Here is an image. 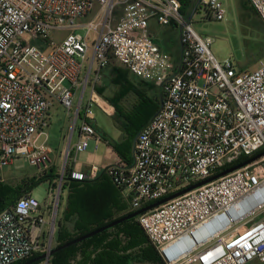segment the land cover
I'll return each instance as SVG.
<instances>
[{"label": "built area", "instance_id": "obj_1", "mask_svg": "<svg viewBox=\"0 0 264 264\" xmlns=\"http://www.w3.org/2000/svg\"><path fill=\"white\" fill-rule=\"evenodd\" d=\"M246 1L264 23V0ZM182 7L181 0H0V171L16 158L37 170L51 164L52 101L67 114L74 107V162L89 139L103 141L90 109L100 103L96 87L111 61L160 95L129 162L85 173L65 169L66 151L48 203L25 194L0 212V264L52 250L64 176L80 183L102 171L136 211L264 151V62L239 72L231 60L218 61L212 39L193 30ZM199 7L224 18L220 0H198ZM151 23L178 32L177 60L159 49ZM136 220L164 264H264V155Z\"/></svg>", "mask_w": 264, "mask_h": 264}, {"label": "trees", "instance_id": "obj_2", "mask_svg": "<svg viewBox=\"0 0 264 264\" xmlns=\"http://www.w3.org/2000/svg\"><path fill=\"white\" fill-rule=\"evenodd\" d=\"M181 2L183 5L182 13L189 7H192V10L197 7V0L192 3L190 0H181ZM242 8L247 12V15L254 17V14L248 10L249 8H247L246 4H242ZM250 9L252 10L251 7ZM256 24L257 32L264 46V23L262 20L260 22L256 20ZM111 74L113 76L112 83L120 86L121 89L116 94L115 99H105L115 108L118 117L116 120L121 121L119 126L126 134V139L123 142L113 144L112 147L121 159L125 161V154L123 153L125 152V147L133 141L138 131L157 112L160 95L157 98H149L145 94L132 90L138 102L129 112L124 113L121 111L118 102L130 90L131 83L127 78L130 74L127 70L121 72L116 67H111ZM138 81L152 87L149 83ZM96 92L99 95L102 93L99 88H96ZM246 159L248 158L243 157L235 164ZM233 165H226L221 170ZM57 178L58 172L53 167L44 175L31 181H24L19 186L0 182V212L13 205L22 195L30 194L33 187L38 183L48 181L50 185H53ZM62 189H67L68 193L65 209L61 217L56 221L54 232L56 247L62 246L133 212L121 196L120 191L112 185L109 178L102 171L96 179L80 183L66 178L62 184ZM135 219L123 221L82 242L54 252L49 257L48 264H130L131 262L142 261L162 264L156 249L151 245ZM39 256L41 254H33L28 259L16 264H25L27 262H30L29 264H43L44 260L33 261Z\"/></svg>", "mask_w": 264, "mask_h": 264}, {"label": "rangeland", "instance_id": "obj_3", "mask_svg": "<svg viewBox=\"0 0 264 264\" xmlns=\"http://www.w3.org/2000/svg\"><path fill=\"white\" fill-rule=\"evenodd\" d=\"M195 0H190L194 2ZM224 9L225 15L223 20L216 21L206 16V12L203 7H199L194 13L191 12L192 7H189L185 11L186 18L190 20L191 27L201 37H209L212 39L210 51L213 56L220 62L225 59L231 60L234 68L239 72H252L257 69L259 62H264V46L257 32V21H261L260 18L251 9L248 3H245L248 10L254 14V17L247 15V12L242 8L240 0H220ZM256 19V20H255ZM155 30L157 36V46L163 52L171 55L172 58L178 55V32L169 30L167 32L165 27H158L151 25ZM83 33V31H80ZM66 32H57L52 35L54 42H60L65 36ZM92 36V35H91ZM90 36V38H91ZM91 44L90 39L88 40ZM90 52L88 53V56ZM111 67H116L124 72L126 69L117 64L114 61L110 63L109 68L103 71V80L99 84V89L102 91L101 95L107 99H115V96L120 92V86L112 83L113 76L111 74ZM128 81L131 83V87L128 93H126L118 102L122 112L127 113L138 102L137 97L133 91H138L145 94L149 98H154L156 90L151 86L140 83L137 79H133L128 75ZM133 90V91H132ZM89 97V87L84 92V99L82 101L83 106ZM50 105V117L49 125L46 128L47 133V145L52 150L51 164L44 169L37 170L31 167L24 159H14L13 163L3 168L0 171V182L10 184L12 186H19L24 181L34 180L51 168H56L58 174L60 173L64 164L63 156L65 152H68V158L65 162V169L70 168L73 164L78 166L84 163V154L86 151H93V143L88 140V148L84 153H80L77 156V161L74 162V153L72 148L74 143L77 142V127L79 121L76 122V127L72 133L71 139L69 136L72 128V120L74 114V107L71 108L69 114L64 107L59 103L51 102ZM104 107H107L103 104ZM91 112L93 114V120L91 121L93 127L105 134L111 141L120 144L126 139L125 132L120 128L121 121L116 120L117 115L115 110L110 112L111 116H108L99 106L92 105ZM116 115V116H115ZM115 116V117H112ZM135 138V137H134ZM134 140V139H133ZM133 141L125 147V153L127 149H130ZM99 153V152H98ZM66 177L64 176L65 180ZM50 183L43 181L33 187L30 195L35 198L39 204L43 205L49 202L48 188ZM67 189H62L60 196L58 197V209L56 215V221L61 217L62 212L65 209ZM122 197L129 204V196L127 193H121ZM136 220V219H135ZM137 221V220H136ZM56 229V228H55ZM55 236L53 235L52 244L54 245ZM36 255V254H34ZM161 259V258H160ZM162 264L163 261L161 260ZM130 264H161L152 262H131ZM259 264V263H254Z\"/></svg>", "mask_w": 264, "mask_h": 264}, {"label": "crops", "instance_id": "obj_4", "mask_svg": "<svg viewBox=\"0 0 264 264\" xmlns=\"http://www.w3.org/2000/svg\"><path fill=\"white\" fill-rule=\"evenodd\" d=\"M198 1V0H197ZM241 1V4H245V3H247V1L246 0H240ZM189 8H187V10H188ZM195 9L197 10L198 8L197 7H195ZM195 10V11H196ZM191 11H192V9H191ZM155 25V26H157L156 24H154V23H151L150 25H149V32H150V34L154 37V40H155V42H156V44H157V36H156V33H155V30H153V27L151 26V25ZM159 27V26H158ZM166 28V31L165 32H167V31H169V30H172L173 31V29L172 28H170V27H165ZM158 45V44H157ZM178 47H179V51H178V55L177 56H175L174 57V60H177L178 59V57H179V53H180V45H179V42H178ZM107 68H109V70H110V64L105 68V69H107ZM104 69V70H105ZM104 70H102L101 71V79H100V82H101V80H103V71ZM133 79H135L134 77H133ZM100 82H99V84H100ZM99 84L97 85V87L96 88H99ZM152 85V88L154 89V90H156V93H155V95H154V98H157L158 97V95H159V91H158V89H157V87L155 86V85H153V84H151ZM97 95L99 96V107L102 109L103 107H104V105L103 104H105L107 107H104L106 110H108L109 112V115H108V113H106L108 116H111L110 115V112H113V110L112 109H114L115 110V108L113 107V106H111L107 101H106V99L102 96V95H99L98 93H97ZM54 103H57V102H51V104H52V106H53V104ZM103 103V104H102ZM114 112H116V111H114ZM46 116H47V120H48V125H49V117H50V106H49V108H48V110H47V114H46ZM116 116V115H115ZM115 116H112V117H115ZM96 132L101 136V138L103 139V141H101V142H99L98 144H96L95 143V141L93 140V139H90V141L93 143V146H94V150L92 151H86V153L84 154V163H82V164H79L78 166H76V165H72L70 168H68V169H77V170H80V171H82V172H88L89 170H90V168H92V167H96V168H101V167H104V166H106V165H108V164H114V163H119V162H121V161H123L122 159H121V157L114 151V149H113V147H112V145L113 144H117V143H115V142H113V141H111L105 134H103V133H101L100 131H98L97 129H96ZM75 144V143H74ZM95 146H96V149H95ZM131 150H132V146L130 147V149H127V151H126V153L125 152H123L125 155H124V157H125V161L127 162L128 160L130 161V159H131ZM99 152V153H98ZM101 172V171H100ZM120 194H121V192H120ZM121 196H122V194H121ZM130 207V206H129ZM131 209V208H130ZM132 210V209H131ZM54 246H55V244H54Z\"/></svg>", "mask_w": 264, "mask_h": 264}, {"label": "water", "instance_id": "obj_5", "mask_svg": "<svg viewBox=\"0 0 264 264\" xmlns=\"http://www.w3.org/2000/svg\"><path fill=\"white\" fill-rule=\"evenodd\" d=\"M263 155H264V151L254 155V156H252V157H250V158H248V159H246V160H244V161H242V162H240L238 164H235V165H233L231 167L225 168L224 170H221L220 172L210 176L207 179H204L202 181L190 184L189 186H187V187H185V188H183V189H181V190H179V191H177V192H175V193H173V194H171L169 196H166V197H164V198H162L160 200H157V201H155V202H153V203H151V204H149V205H147V206H145V207H143V208H141L139 210L133 211L132 213H130V214L124 216V217L116 219V220H114V221H112V222H110V223H108V224H106V225H104V226H102V227H100V228L88 233V234H85V235H83L81 237H78V238H76V239H74V240H72V241H70V242H68V243H66V244H64L62 246H59V247L54 246L52 248V250L48 254L41 255L38 258L34 259L33 261L48 260L49 257L54 252H57L60 249H64V248L69 247L71 245H74V244H77L79 242H82L83 240H86V239H88V238H90V237H92V236H94V235H96L98 233H101V232H103L105 230H108V229H110V228L122 223L123 221L129 220V219H132V218H136L138 215H141V214H143V213H145V212H147V211H149V210H151L153 208H156L159 205H162V204H164V203H166V202H168V201H170V200H172V199H174L176 197L184 195V194H186V193H188V192H190V191H192V190H194V189H196V188H198V187H200L202 185L210 183V182H212V181H214V180H216V179H218L220 177H223V176L235 171L236 169L242 168V167L254 162L255 160L259 159ZM29 263L30 262H27L25 264H29Z\"/></svg>", "mask_w": 264, "mask_h": 264}]
</instances>
